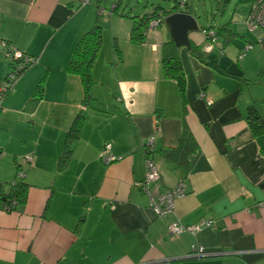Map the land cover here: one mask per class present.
Wrapping results in <instances>:
<instances>
[{
    "label": "crops",
    "instance_id": "0c3cea01",
    "mask_svg": "<svg viewBox=\"0 0 264 264\" xmlns=\"http://www.w3.org/2000/svg\"><path fill=\"white\" fill-rule=\"evenodd\" d=\"M92 2L0 0V88L11 67L4 44L39 58L0 110V264H264V132L254 134L246 119L252 106L264 121V32L242 35L245 15L239 19L233 9L228 19L229 3L219 1L223 10L211 23L204 15L207 26L198 16L200 31L189 42L213 65L179 48L181 94L162 71L161 47L171 41L166 26L132 45V22ZM190 14L197 17L193 9ZM98 17L95 100L85 108L82 84L66 68ZM224 24L233 41L207 51L202 28ZM78 113L84 123L59 171ZM183 123L197 143L188 169L165 156ZM106 145L115 158L109 165L101 158ZM26 156L32 161L23 162ZM147 157L160 174L152 197L180 182L185 187L164 218L138 186ZM17 169L29 186L21 205L8 203ZM172 221L203 226L196 234L171 236ZM193 246L204 248L205 256L193 257Z\"/></svg>",
    "mask_w": 264,
    "mask_h": 264
},
{
    "label": "trees",
    "instance_id": "16d2710c",
    "mask_svg": "<svg viewBox=\"0 0 264 264\" xmlns=\"http://www.w3.org/2000/svg\"><path fill=\"white\" fill-rule=\"evenodd\" d=\"M103 1V0H102ZM100 2V1H99ZM188 0H174V6L170 10H166L161 6H157L153 9L152 13L143 14L142 16L134 15L129 16L124 14L123 12H118V8L120 7L121 0L118 4L113 8L112 12L129 19L132 22V29L130 33V42L132 45H140L145 40V32L149 26V23L155 19H159L161 23L163 19L169 15L170 13L181 11V12H192V8L188 5ZM230 0H220V3H229ZM247 3L248 12L250 10V6L253 3V0H236L237 4H245ZM248 12L245 16L248 15ZM244 20V19H243ZM228 24L221 25L214 30H210L214 32V37H216L217 42H219L221 48L224 47L228 43V41H233L230 35L233 32L227 29ZM208 31L207 27L202 28V32ZM258 33V32H257ZM220 39V40H218ZM102 45V29L100 25V19H96V23L94 27L84 33L79 40L76 42L72 56L67 63V72L75 75L79 78L82 84V106L85 108L91 107L94 99L93 96V87L95 81L92 76L93 64L98 56V53L101 49ZM178 49L172 41H168L163 43L161 47V57H162V71L165 77L173 79L179 88L181 94L184 92L185 88V79L182 71V67L178 58ZM190 55L194 56L198 60L204 62L208 66L213 65L210 62H206L204 59L203 52L201 51L200 46H194L190 44L188 49ZM10 65H12L10 63ZM33 68V67H32ZM28 72V71H27ZM234 78H238L239 76H233ZM240 80V79H239ZM241 82H246L244 78L241 79ZM38 87L36 95H38ZM36 95L29 101L28 106H31L32 103L35 102ZM264 102V100H263ZM101 109V108H100ZM246 119L251 127V130L254 134H261L264 132V121L257 114L255 109L251 106L249 108ZM84 123V117L82 113H78L73 123L71 124L67 134L65 136V140L63 143V151L59 160V171L63 168L67 161V157L70 153V145L71 142L78 138L80 131L82 129ZM197 150V143L193 137V134L190 128L183 123L182 131L177 140L175 147L166 150V158L169 161L177 163L179 166L188 169L189 168V157L195 153ZM24 162V158H23ZM21 171L17 169V172ZM16 172V173H17ZM17 179V180H16ZM23 179V178H22ZM16 178L13 180L11 184L12 188V196L8 203L14 201L13 204L21 205L26 200L27 192L29 186L24 183V180ZM197 259V258H196Z\"/></svg>",
    "mask_w": 264,
    "mask_h": 264
},
{
    "label": "built area",
    "instance_id": "2783aa9c",
    "mask_svg": "<svg viewBox=\"0 0 264 264\" xmlns=\"http://www.w3.org/2000/svg\"><path fill=\"white\" fill-rule=\"evenodd\" d=\"M79 7H84L91 3L92 0H77ZM114 8V7H113ZM113 8H111L110 13ZM104 13L103 9L99 10V14ZM244 28L247 29L250 33L264 32V0H253V3L250 6L248 15L244 17L243 20ZM161 21L155 19L149 23V26L145 32V35H148L151 31L155 30ZM209 42L207 43V51L211 49L212 46H216L217 39L214 37L213 31H204ZM4 44V43H3ZM6 49L5 55L8 58L10 65V71L5 77V80L0 88V110L2 103L5 99V96L15 87L16 83L29 71L32 67L38 64L39 58L36 56H30L24 54L18 50L3 45ZM247 49H251V46H247ZM244 56V51L240 52L238 58L241 59ZM200 98H205V94L201 93ZM210 101H207V105H210ZM154 145L152 138L148 141L146 149L152 151ZM101 158L104 164L109 165L115 161V158L110 154L109 146L106 145L101 153ZM32 161L30 156L24 158L25 163ZM146 164V175L145 178L138 183L139 188L143 193L149 196V207L155 212L158 217L164 218L170 215L173 212L175 201L181 199L185 196V187L182 182L171 190H168L158 196L152 197L150 195V187L159 180L160 174L157 167L150 159L147 157L145 160ZM24 174L21 171L16 173V178L22 179ZM203 225H184L178 221H172L167 226L168 234L171 236H179L183 233L196 234ZM209 226V224L207 225ZM192 256L202 257L205 256V249L202 247L193 246L192 247Z\"/></svg>",
    "mask_w": 264,
    "mask_h": 264
},
{
    "label": "rangeland",
    "instance_id": "374dc122",
    "mask_svg": "<svg viewBox=\"0 0 264 264\" xmlns=\"http://www.w3.org/2000/svg\"><path fill=\"white\" fill-rule=\"evenodd\" d=\"M98 0H93L92 4ZM106 8L109 10L114 4H118L120 0H99ZM220 0H188V5L194 10V13H197V16L201 17V25L207 26V21L205 16H208L209 23H211L212 14L216 15L217 11L223 10V7L219 5ZM78 2V1H77ZM236 0H230L229 4H226L228 19L230 18L231 11H236V17L246 15L245 13L248 10V4H237L235 5ZM157 6H161L166 10H170L174 6V0H121L120 7L118 12H123L129 16H142L143 14L152 13L153 9ZM205 15V16H204ZM244 19V17H243ZM244 26V25H243ZM242 35L249 36L252 33L248 32L247 29H244ZM147 35H145L146 37Z\"/></svg>",
    "mask_w": 264,
    "mask_h": 264
},
{
    "label": "water",
    "instance_id": "95a60500",
    "mask_svg": "<svg viewBox=\"0 0 264 264\" xmlns=\"http://www.w3.org/2000/svg\"><path fill=\"white\" fill-rule=\"evenodd\" d=\"M198 19V16L196 17L188 12L177 11L167 15L161 24L166 26L168 37L177 48L189 49V35L200 31Z\"/></svg>",
    "mask_w": 264,
    "mask_h": 264
},
{
    "label": "bare ground",
    "instance_id": "6f19581e",
    "mask_svg": "<svg viewBox=\"0 0 264 264\" xmlns=\"http://www.w3.org/2000/svg\"><path fill=\"white\" fill-rule=\"evenodd\" d=\"M17 180V179H16ZM23 180V179H22Z\"/></svg>",
    "mask_w": 264,
    "mask_h": 264
}]
</instances>
